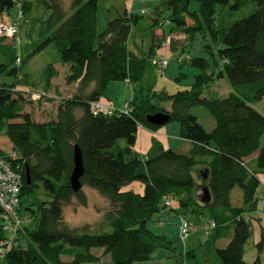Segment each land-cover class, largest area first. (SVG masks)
I'll list each match as a JSON object with an SVG mask.
<instances>
[{"label": "trees", "instance_id": "trees-1", "mask_svg": "<svg viewBox=\"0 0 264 264\" xmlns=\"http://www.w3.org/2000/svg\"><path fill=\"white\" fill-rule=\"evenodd\" d=\"M39 1L49 13L42 21V34L21 57V64L16 63V47L0 35V74L6 71L14 77L12 82H0V132L8 136L17 155L8 157L2 147L0 152L20 171L21 197L40 181L51 200L38 203L36 228H23L26 246L13 244L0 256V264H96L107 254L113 264L151 260L157 250L174 248L172 240L148 226L154 214L166 207L165 201L171 202L169 196L185 211L215 222L208 232L212 241L218 238L219 228L233 227L227 245L214 248L221 264H263L259 255L248 262L244 245L252 233L245 212L259 201L256 194L264 173V105L262 110L255 106L264 99V0H199L198 12L190 11V0H162L169 11L167 19L177 31L188 36L197 30L208 32L212 42L222 47L214 51L207 45L211 63L204 57L192 59L199 73L188 88L134 97L128 101L131 110L111 115L94 113L91 103L104 96L109 82H135L143 76L148 56H139L128 47L138 15L125 11L99 33L98 0H69L68 8L63 0ZM18 3L24 15L32 10V0H0V15ZM250 4L247 15L215 24L216 5L237 10ZM50 44L55 45L59 62L68 65L67 83L77 85L72 95L60 97L54 119L38 122L24 110L23 96L30 92L33 72L22 66ZM216 79L230 84L225 97L208 93ZM45 80L47 86L48 78ZM163 101L171 102L169 110ZM197 106L214 118L211 130L192 112ZM158 111L169 115L164 124L179 123L181 138L191 142L188 152L161 148L155 156L143 159L134 150L139 125L150 130L164 125L147 119ZM75 146L81 150L84 165L78 191L70 183ZM254 153L252 166L247 158ZM198 166L201 183L193 174ZM133 181L144 184L143 193L122 189ZM85 186L109 204L96 228L89 224L75 227L65 221V208L73 198L80 205L87 204ZM204 188L209 190V200ZM235 188L242 193L241 206L232 203ZM6 237L0 209V240ZM263 243L264 235L257 243L259 250ZM99 247L104 249L101 255L93 251ZM65 256L70 259H63Z\"/></svg>", "mask_w": 264, "mask_h": 264}, {"label": "rangeland", "instance_id": "rangeland-1", "mask_svg": "<svg viewBox=\"0 0 264 264\" xmlns=\"http://www.w3.org/2000/svg\"><path fill=\"white\" fill-rule=\"evenodd\" d=\"M32 10L24 15V19L20 20L19 10L20 4H16L10 10L0 15V22L18 23V33L14 36H6L5 42L13 44L19 58L17 64H21V57L25 56L32 50L33 44L39 39L41 33L42 21L47 17L49 9L39 0H32ZM64 6L68 8L69 0H63ZM199 0H190L189 9L192 12L199 10ZM252 8V4L240 9L234 10L229 6L216 5L215 24L218 21L229 20L233 21L247 15ZM144 10V12H142ZM131 12L138 15L137 24L132 27L131 34L128 40V47L134 53L140 56H148V62L143 76L135 82L127 80H115L110 82L107 93L114 96V104L117 109H124L125 100H129L136 96L140 99L152 95L155 92L167 91L169 93L176 92L179 89L188 88L193 82L194 75L199 73V69L192 63L194 57H204L210 63L212 55L207 45L211 46L214 51L222 45L214 43L208 32L195 31L192 36L177 31L173 24L167 19L169 11L162 5V0H98V31H104L107 22L111 19L123 15L124 12ZM187 23L192 21L187 19ZM59 53L54 44L48 45L39 54L32 57L28 64L23 65V69L28 67L33 72L30 78V92L42 93L40 98L33 99L28 91H26L24 99V110L31 113L33 119L38 122H46L56 117V109L60 101V97H68L73 94L76 85L67 83L66 74L68 66L62 64L58 60ZM166 58L169 62L166 70L162 73L157 62ZM20 72L19 77H21ZM48 78V85L45 83ZM20 79V78H19ZM13 75L3 71L0 74V82H12ZM230 84L226 79H216L208 89V93L212 96H223L230 90ZM110 91V92H109ZM44 94V95H43ZM31 97V98H30ZM107 99V98H106ZM264 99L257 102L255 106L262 110ZM192 112L197 115L198 121L207 129L210 130V119L214 123V118L209 112L197 106L192 109ZM171 123V124H170ZM168 126L171 132L173 125L179 128V123L170 122ZM168 124V123H167ZM264 144V138L262 140ZM178 147V144L173 145ZM0 147L7 150L11 149L8 136L5 132H0ZM200 177V176H199ZM201 179L199 178V182ZM87 196V204L80 205L75 198L70 204H67L65 216L70 221L90 220L95 222L101 219L102 213L107 209L108 201L101 196L96 190L87 186L83 187ZM234 191H239L235 188ZM256 196L260 199L254 210L245 212L246 219L250 217L257 218L256 214L261 213V218L255 219V226L252 224V233L244 245V258L248 262H252L259 255L261 262L264 264V243L262 249L259 250L257 243L261 239L260 228L258 221L264 225V203L261 201L264 196V177L261 175V185L257 190ZM171 200V204L177 203L173 196L167 197ZM51 200L42 182H37V185L32 192L26 193L21 197L22 207L19 211L22 229L17 233L10 230L6 232L8 238H12L16 245L26 246L28 239L23 233V228L35 229L38 224V203ZM232 203L234 205L242 204L238 192L233 194ZM78 205L81 210L75 208ZM176 206V205H175ZM169 207V206H168ZM176 210L168 208L164 214L162 227L159 228L157 213L149 221L148 226L154 233H163L168 239L173 241V249H159L154 254L151 260L137 262L132 264H221L216 257L215 246L210 240L207 243L206 228H209V220L205 215H196L192 212L185 211L182 213L181 207L177 203ZM257 210V211H255ZM78 211V214H77ZM183 218L192 222L189 235L182 240L179 237V229L181 219ZM96 222L91 225L95 226ZM210 232L212 231L209 230ZM160 234V233H159ZM162 235V234H161ZM202 242L199 244L197 241ZM103 248H95L93 251L98 253L103 251ZM186 250H191L194 256H185ZM70 258V256H65ZM63 258V259H65ZM99 264H113L111 256L105 255V258Z\"/></svg>", "mask_w": 264, "mask_h": 264}, {"label": "built area", "instance_id": "built-area-1", "mask_svg": "<svg viewBox=\"0 0 264 264\" xmlns=\"http://www.w3.org/2000/svg\"><path fill=\"white\" fill-rule=\"evenodd\" d=\"M144 12V10H142ZM20 20L24 19V14L22 10H19ZM18 23H5L0 22V35L5 36H14L18 33ZM158 69L164 73L169 62L166 58L159 60L157 63ZM41 97V93L35 92L32 95L33 99ZM91 109L94 113H102L111 115L119 110L128 112L131 110V105L126 102L124 104V109H117L114 102L110 99L100 98L91 103ZM8 157L14 159L16 157V152L12 149L7 150L6 152ZM7 155L0 152V209H1V225L5 232L14 231L17 233L19 229H22L21 220L19 216V210L21 208V186H22V177L20 171L11 164V161L8 159ZM264 203V197L261 200ZM165 205H171L170 201H165ZM192 222L186 220L185 218L181 219L179 237L184 240L190 232ZM215 227V222L213 220L209 221V230ZM16 242L12 238L6 237L3 240H0V256H3L5 252Z\"/></svg>", "mask_w": 264, "mask_h": 264}, {"label": "crops", "instance_id": "crops-1", "mask_svg": "<svg viewBox=\"0 0 264 264\" xmlns=\"http://www.w3.org/2000/svg\"><path fill=\"white\" fill-rule=\"evenodd\" d=\"M137 55H139V54H137ZM130 83H132V82H130ZM74 84L77 85L76 83H74ZM109 84H110V82H109ZM109 84L107 85V88L105 90V93H104L103 98L110 99L111 101L114 102V96L112 94L107 93V89H108ZM229 92H230V90H228V93ZM226 95H223V96H220V97H225ZM132 98H134V97H132ZM135 98H138L136 96V94H135ZM131 99H129V100H131ZM129 100L126 99L124 103L128 102ZM161 104L167 110H169L170 107H171V102L170 101H163V102H161ZM209 123H210V130H211L214 127V125H215V121L213 123V121H211V119H210ZM168 126H172V125H169V123H168V124H164L163 126L159 127L157 130H150V129L142 126V125H139L138 130H137L136 142H135V145H134V150L137 153H139L142 156L143 159H145L147 157L155 156L156 154H158L161 151V148L162 149L174 148V149H177V150H179L181 152H188L190 150V148H191V142L188 141V140H185V139H182L181 138V136H180V127L178 128V127H176V125H173V127L171 128V132H170V129H169ZM263 138H264V135H263V137L261 139V145H264L262 143ZM175 144H178L179 146L178 147H174L173 145H175ZM256 155H257V153H254L253 155H251V156H249L247 158L248 162H250L252 164V166L255 165L254 161H255ZM199 169H200V167L198 166L197 168L195 167L194 170H193V174H194V177H195V180H196L197 183L199 182V176H198V173H197V171ZM261 175L264 177V173H261ZM122 189L123 190H133V191H135L137 193H143V191H144V184L142 182H140V181H133V182H131V183L123 186ZM234 190L232 192V196H233L234 193L238 192L239 197L242 200V193H241V191L239 192V191H234ZM177 203H174V205L171 204V205H169V207L166 206L165 208H163L160 212H158L156 214L157 215L158 224L160 226L159 228L162 227L163 219L165 217L164 214L166 213V211H168V208L173 209V210H176V211L178 210V209H176ZM241 205L242 204H239V205H236V206H241ZM106 207H108V205H106ZM75 208H77L79 211L81 210V208L78 205H75ZM181 210H182L181 211L182 213L185 212L184 209L181 208ZM65 211H66V208H65ZM65 211H64V216H65ZM255 211H257V210H255ZM77 214H78V211H77ZM102 215H103V213H102ZM102 215H101V217H102ZM256 215H257L256 216L257 218L252 217V219H251V222L254 224V226L256 224L255 223V219L261 218V213L258 212V214H256ZM182 216L183 215L180 214V218ZM99 220H96L95 222L98 223ZM65 221L69 225L75 226V227H80V226H83L85 224L92 225L93 223H95V222L90 221V220L70 221V220H68L66 218V216H65ZM258 224H259V228H260V236L262 237V235H264V225L260 221H258ZM223 231H224V233L222 234ZM232 231H233V227L231 225L230 226H226L225 229L219 228L216 231V234H219V236H218V238L216 240L212 241L213 245L215 247H217V248L218 247H225L227 245V243L230 241V238H231V235H232ZM159 233H156V234H158V235H161L162 234L163 236H165L163 233H161V232H159ZM204 233L207 236V239L205 241L207 243H209L210 240H211V238H210V240L208 238V234H209L208 233V227L206 228V230H205ZM197 242L199 244H202L201 240L200 241H197ZM188 252H190L191 255L194 256L193 253H192L193 251L191 252V250H188V251L186 250L185 256H187V257L190 256V255H188ZM102 253H103V251H99L97 253V255H101ZM63 258H65V257H63ZM104 258H105V255H102L100 261L97 262L96 264L101 263ZM65 259H70V258H65Z\"/></svg>", "mask_w": 264, "mask_h": 264}, {"label": "water", "instance_id": "water-1", "mask_svg": "<svg viewBox=\"0 0 264 264\" xmlns=\"http://www.w3.org/2000/svg\"><path fill=\"white\" fill-rule=\"evenodd\" d=\"M168 116H169L168 113L163 112V111H158L157 113L149 114L147 116V119L154 124H164L167 122ZM73 159H74V167L70 175V183H71L72 189L74 191H78L79 189L82 188V183L80 181V178L82 177L84 173L83 157H82L81 150L78 146H75L74 148ZM26 178L29 183L30 176H29L28 169L26 170ZM203 192L207 200H209L210 193H209L208 188H204Z\"/></svg>", "mask_w": 264, "mask_h": 264}]
</instances>
